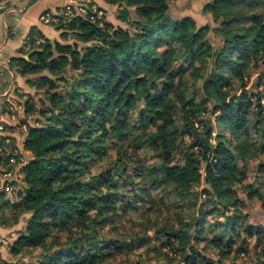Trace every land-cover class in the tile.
I'll return each mask as SVG.
<instances>
[{
  "label": "trees",
  "instance_id": "trees-1",
  "mask_svg": "<svg viewBox=\"0 0 264 264\" xmlns=\"http://www.w3.org/2000/svg\"><path fill=\"white\" fill-rule=\"evenodd\" d=\"M105 1L135 5L138 18L128 28H113L108 21L101 26L100 20L91 19L92 11L81 16L74 9L70 16H59L60 27L98 43L80 48L77 42L53 41L33 27L28 41L34 50L9 62L18 74H40L34 83L48 94L45 107L29 109L38 110L40 117L28 123L25 139L32 156L20 206L30 218L19 247L42 249L40 259L31 264H116L115 257L130 248L116 235L104 237L98 227L113 223L119 208L124 212L134 203L148 214L165 216L171 206L165 212L144 198L152 189L166 187L185 202H171L174 209L181 208L177 218L165 217L145 228L139 242L148 244V232L154 229L160 247L167 248L159 255L173 251L184 264H216L196 249L206 230L214 232L209 244L222 249L226 258L241 238L239 226L249 236L264 227L246 221L237 186L264 206V185L245 182L251 161L261 158L258 171L264 173V104L258 96L255 106L246 91L232 95L237 91L234 79L245 85V74L256 61L263 60L264 66V0H208L205 10L219 22L216 30L223 40L216 47L206 39L207 26L198 28L191 17L173 18L168 0ZM176 57L196 65L191 76L194 85L203 80L199 96L184 81L174 80L175 71L187 69L174 63ZM63 82L65 90L59 88ZM83 106L90 119L79 124ZM109 139L114 155L107 154L108 164L87 179L88 160L98 162ZM142 148L153 150L155 161L143 164L140 174V168L129 173L125 163L139 166L133 160ZM203 165L207 185L199 191ZM122 179L132 184L131 192L119 187ZM3 195L0 191V199ZM133 196L141 204L118 205ZM147 203L151 206L145 208ZM55 228L69 233L67 242L57 245L59 236H51Z\"/></svg>",
  "mask_w": 264,
  "mask_h": 264
},
{
  "label": "rangeland",
  "instance_id": "rangeland-1",
  "mask_svg": "<svg viewBox=\"0 0 264 264\" xmlns=\"http://www.w3.org/2000/svg\"><path fill=\"white\" fill-rule=\"evenodd\" d=\"M78 1V0H74ZM85 4L90 6H95L93 16L91 19L100 20V25L104 26L105 21L110 22L113 28L119 27H130L134 19L138 18L137 7L135 5H123L122 3H111L108 7L101 5L97 0H82ZM106 2V1H105ZM208 0H168L169 9L171 16L175 19H180L182 17H191L195 19L198 28L207 26L205 30L206 39L213 44V46H218L222 44V37L217 32L216 28L219 27V22L215 21L213 15L210 11L205 10V6ZM83 3V4H84ZM7 5V4H6ZM65 6V5H64ZM8 7V6H7ZM63 7V6H62ZM45 10L41 13L47 15L57 12L59 9ZM74 8L68 13L73 14ZM78 11V10H77ZM79 12L80 15L86 16L89 12ZM67 15V14H66ZM59 18L52 14V17L47 21L41 19L43 23L51 24L58 30L59 40L63 43L77 42L82 48L83 46H90L93 43H98L97 41H83L78 39L75 32L72 29L67 30L64 27H60ZM57 22V23H56ZM68 31V32H67ZM67 32L68 35H64ZM40 41V39H39ZM27 51L34 50V47L30 46L28 37L26 40ZM30 56V54H24ZM27 57V58H28ZM190 60H185L181 57H176L174 63L176 65H186L187 69L184 73L175 71L173 78L177 82L184 81L185 87L189 92L197 91V96L200 94V88L203 84V80L195 84V79L192 78L191 74L196 65H193ZM19 75V76H18ZM190 75V76H189ZM73 75H71L72 77ZM15 78V77H14ZM40 78V74H17V79L13 87H11V94L6 103L3 104L6 108L7 116H10L7 123H3L4 120L0 118V130H3L5 135L6 147L5 150L0 147V191L4 192V195L0 199V264H31L36 263L42 254L41 248H30L28 246L19 247L20 237L25 233V227L30 218V213L21 210L20 202L22 198L26 195V190L28 187V182L26 180V166L31 160L32 152L26 148L25 139L28 130V123H36V119L40 117V113L37 111L32 112L29 109L38 108L42 109L45 107L46 100L48 99V94H46L44 89H40L34 82ZM15 80V79H14ZM246 82L242 85L239 78L234 79L232 82L233 86L237 87V91L232 95L241 94L242 91H246L249 98L254 100V105H257L258 96L261 97V103L264 104V66L263 60L256 61V66L251 67V69L245 74ZM63 83H60L59 88L65 90ZM197 88V90H194ZM231 96V95H230ZM229 96V97H230ZM52 103H54L52 101ZM253 107L254 109L256 107ZM251 108L250 117L253 118L254 109ZM4 110V109H2ZM10 110V111H8ZM88 111L87 106H83L81 112L78 114L77 122L82 124L83 122H89L90 117L86 118V113ZM208 114V113H207ZM179 117V112L177 113ZM216 115L212 114L213 122H216ZM3 123V124H2ZM218 127H214V134L217 133ZM1 137V136H0ZM214 137V136H213ZM189 138L186 136L184 143ZM215 141L216 139L213 138ZM108 148L104 150L103 153L98 154V162L92 164L91 160H88V165L84 169L86 170L85 177L90 178L92 173H97V170H101L108 161L105 159L106 155H112L115 150L112 148L111 139L107 141ZM111 152V153H110ZM175 157L179 160L181 159L180 153L177 152ZM137 160L136 168L132 165V162H126L128 172L135 173V170L139 174L143 171V164H151L155 161L153 156V150L142 148L136 153L134 161ZM178 161V160H177ZM261 162V158L250 162V170L246 183H254L256 186L264 185V173L258 171V164ZM97 163V164H96ZM4 170V171H2ZM201 183L198 185L197 189L201 191L206 185V175L207 168L206 165L201 167ZM141 177V176H140ZM137 176V180L140 178ZM238 186V193L240 197L244 200L245 206L244 211L248 214L246 218L247 222L256 225L264 224V206L258 198L250 199L247 197V193L244 191V187ZM119 187L123 188V191L131 192L132 184H124V179L119 183ZM130 194V193H129ZM202 198H205L204 193H201ZM133 196L132 200L127 199V201L119 200L118 205L122 206L129 202H137L141 204L140 200H136ZM8 200V203L6 202ZM147 202L155 201V206H159L162 211L168 212L171 206V211L165 216H158V213L148 214L146 209L140 207L137 209L136 205L131 204L126 211L123 212L121 208L117 210L118 216L115 217L113 223H108L103 226L98 227V231L104 237H111L116 235L120 238L126 246L130 249L123 255H118L115 257L116 264H184L179 260V257L175 255L173 251H170L169 256L159 255L160 250L165 251L167 248L163 246L160 247L159 242L156 240L154 229L150 230L148 233L152 236L151 241L142 245L139 240L145 237L143 232L145 228L153 226L156 222H164L163 218L168 217L173 220L177 218L178 210L172 207L174 205L183 204L185 201L182 199H176L171 196L167 191L166 187L161 189H152L150 195L144 198ZM151 206V203H147L145 208ZM167 210V211H166ZM183 215V214H182ZM224 216L218 219H223ZM241 232V238L234 244L233 251L229 257L224 258L222 249L213 247L209 244V238L214 235L212 230H206L203 239H199L196 242V249L200 252L210 256L216 264H263L264 263V227L261 229H255L253 235L249 236L244 232L243 227L239 226ZM261 230V231H260ZM58 235L60 240H57V245L60 243H65L68 241L69 233L58 228L51 229V236ZM229 240V239H227ZM244 241V242H243ZM195 245V246H196ZM246 247V251H238L239 248ZM20 249V251L15 252V250ZM160 262V263H159ZM263 262V263H262Z\"/></svg>",
  "mask_w": 264,
  "mask_h": 264
},
{
  "label": "crops",
  "instance_id": "crops-1",
  "mask_svg": "<svg viewBox=\"0 0 264 264\" xmlns=\"http://www.w3.org/2000/svg\"><path fill=\"white\" fill-rule=\"evenodd\" d=\"M70 1L6 0L8 9L0 10V118L4 120L3 123L11 120L10 116H7L8 112L1 109L9 98L7 94H11V87L14 86L18 74L10 68L11 58L23 55L22 52L27 50L26 39L33 27L38 28L53 41L59 40L58 30L51 24L43 23L40 16L43 11L58 9ZM97 2L105 7L109 6L105 0Z\"/></svg>",
  "mask_w": 264,
  "mask_h": 264
},
{
  "label": "built area",
  "instance_id": "built-area-1",
  "mask_svg": "<svg viewBox=\"0 0 264 264\" xmlns=\"http://www.w3.org/2000/svg\"><path fill=\"white\" fill-rule=\"evenodd\" d=\"M84 2L82 0H78V1H74V0H71L70 2H68L67 4H65V6L62 7V9H59L57 12L55 13H52L53 15H55V18L59 16H68L71 11H72V8L74 9H77L79 12H86V8H87V12L92 13L94 14V10H96V7L95 6H90V5H87V4H83ZM8 9L7 5H6V0H1L0 1V10H6ZM52 14L48 13L47 15L43 14L41 19H44V20H48L49 18L52 17ZM67 14V15H66ZM93 14H91V16H93ZM27 40V39H26ZM4 171V170H2Z\"/></svg>",
  "mask_w": 264,
  "mask_h": 264
},
{
  "label": "water",
  "instance_id": "water-1",
  "mask_svg": "<svg viewBox=\"0 0 264 264\" xmlns=\"http://www.w3.org/2000/svg\"><path fill=\"white\" fill-rule=\"evenodd\" d=\"M26 57H28V56H26Z\"/></svg>",
  "mask_w": 264,
  "mask_h": 264
}]
</instances>
